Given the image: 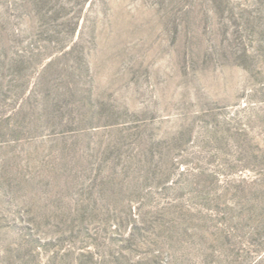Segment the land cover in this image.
<instances>
[{
  "label": "rangeland",
  "instance_id": "rangeland-1",
  "mask_svg": "<svg viewBox=\"0 0 264 264\" xmlns=\"http://www.w3.org/2000/svg\"><path fill=\"white\" fill-rule=\"evenodd\" d=\"M0 264H264V0H0Z\"/></svg>",
  "mask_w": 264,
  "mask_h": 264
}]
</instances>
